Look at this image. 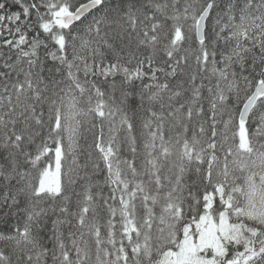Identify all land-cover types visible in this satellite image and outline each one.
I'll list each match as a JSON object with an SVG mask.
<instances>
[{
	"label": "snow or ice",
	"instance_id": "1",
	"mask_svg": "<svg viewBox=\"0 0 264 264\" xmlns=\"http://www.w3.org/2000/svg\"><path fill=\"white\" fill-rule=\"evenodd\" d=\"M0 264H264V0H0Z\"/></svg>",
	"mask_w": 264,
	"mask_h": 264
}]
</instances>
